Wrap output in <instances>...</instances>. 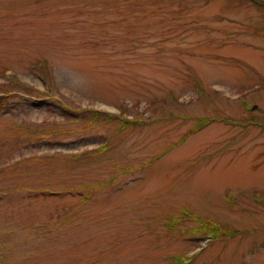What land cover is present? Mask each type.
<instances>
[{"label": "rangeland", "instance_id": "obj_1", "mask_svg": "<svg viewBox=\"0 0 264 264\" xmlns=\"http://www.w3.org/2000/svg\"><path fill=\"white\" fill-rule=\"evenodd\" d=\"M0 264H264V0H0Z\"/></svg>", "mask_w": 264, "mask_h": 264}, {"label": "trees", "instance_id": "obj_2", "mask_svg": "<svg viewBox=\"0 0 264 264\" xmlns=\"http://www.w3.org/2000/svg\"><path fill=\"white\" fill-rule=\"evenodd\" d=\"M39 63H40V64H44L43 61H40ZM5 86H7V85H5ZM23 88H25V87H23ZM126 120H127V119H126ZM127 121L131 123V122L133 121V119H128ZM199 128H200V127H196L194 131L198 130ZM192 130H193V129H192ZM194 131H193V132H194ZM191 132H192V131H191ZM184 217H185V216H184ZM179 218L181 219V217H179ZM179 218H177L176 220H178ZM173 226H174V225L172 224V225H171V228H172ZM176 257L178 258V256H176ZM170 258H171V259H176V258H175V255L170 256Z\"/></svg>", "mask_w": 264, "mask_h": 264}]
</instances>
